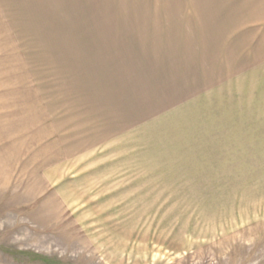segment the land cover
Returning a JSON list of instances; mask_svg holds the SVG:
<instances>
[{"label":"rangeland","instance_id":"1","mask_svg":"<svg viewBox=\"0 0 264 264\" xmlns=\"http://www.w3.org/2000/svg\"><path fill=\"white\" fill-rule=\"evenodd\" d=\"M0 264H264V0H0Z\"/></svg>","mask_w":264,"mask_h":264}]
</instances>
